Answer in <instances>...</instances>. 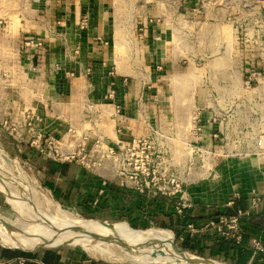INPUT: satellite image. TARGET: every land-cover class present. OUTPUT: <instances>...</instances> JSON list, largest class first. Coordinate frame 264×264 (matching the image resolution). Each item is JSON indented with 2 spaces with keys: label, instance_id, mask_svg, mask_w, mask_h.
Listing matches in <instances>:
<instances>
[{
  "label": "rangeland",
  "instance_id": "rangeland-1",
  "mask_svg": "<svg viewBox=\"0 0 264 264\" xmlns=\"http://www.w3.org/2000/svg\"><path fill=\"white\" fill-rule=\"evenodd\" d=\"M65 1L0 0V214L6 222L5 229L13 232L22 230L19 227L21 215L13 207L17 205L48 216L56 215L58 208L64 209L84 217L92 224H129L126 219L104 217L84 211L75 204L67 205L56 201L43 183L42 171L38 167L39 155L36 156L28 138L21 136V117L34 107V90L38 91V84L44 86L47 76L53 73L54 68L61 67L55 64L52 71L48 67L50 53H54V50L59 53L64 46L57 43L54 49L55 42H58L54 38L64 40L68 37V50H79L80 46L77 44L70 49L74 41L78 43L81 35H95L102 30V38L97 41L104 44L111 55L107 71H114V76L116 71L125 72L128 82L146 77L150 83L164 86V90L171 88V91L160 92L164 96L185 101L188 122L178 124L179 138L189 137L191 133L194 111L191 101L195 85L199 84L203 74H207L210 82H214L221 78L222 69L233 67L234 82H243L247 76L246 68L257 70L264 65V0H68L69 5L76 4L74 10L71 6L68 8V25L61 5ZM55 2L57 11L54 8ZM84 19L87 20L85 27L82 23ZM161 26L165 28L169 55L174 54L175 57L174 68L168 75L165 67L158 70L162 63H153L154 52L151 48H154V42H158L157 45L160 46V40L154 37H161ZM32 41H41L42 44L34 46ZM76 55L80 56V53ZM90 63L88 68L93 70V62ZM69 75L72 76L70 73ZM161 75L166 76L154 79ZM237 95L239 93L232 97L237 98ZM97 108L101 110L97 111L94 106L90 111L85 110L84 114H88L85 119L98 115L103 120L109 115L105 107ZM87 126L92 128L94 124ZM153 126L162 130L160 120L154 122ZM105 128L106 132L114 133L113 124L111 128L109 124ZM237 130L233 127L231 131L235 134ZM256 131L264 135V123ZM181 149L182 158H176L179 163L185 164L188 157L192 156L200 158L198 165L205 163L204 168L193 170L194 176L188 183L201 181L209 172V159H204V155L197 154V151L192 152V147L186 144ZM252 176L257 180L255 173ZM9 188L12 190L11 194ZM11 195L13 200H9ZM23 220L27 224L33 223L26 218ZM156 227L171 232L176 245L184 249L174 230L156 223L149 228ZM99 242L113 251L115 260L104 259L111 264H141L133 261V258L138 257L151 261L157 258L162 262L166 260L165 255H161V248L152 240L117 241L112 237L104 240L96 237L88 244ZM59 246L83 249L65 240L48 248ZM42 248L44 247L33 250ZM184 250L212 259L215 263L231 264L222 256L212 257L208 252L198 254Z\"/></svg>",
  "mask_w": 264,
  "mask_h": 264
},
{
  "label": "crops",
  "instance_id": "crops-1",
  "mask_svg": "<svg viewBox=\"0 0 264 264\" xmlns=\"http://www.w3.org/2000/svg\"><path fill=\"white\" fill-rule=\"evenodd\" d=\"M61 5H63L62 9L66 14L65 23L68 25V8L71 6L74 10L76 4L69 5L66 0ZM54 8L56 11L58 10L56 2ZM164 30L165 28L161 26V37H154L160 40V46L157 45L158 42H154L153 45L156 46L152 45L154 48L151 49L154 52L153 63L157 65L162 63L161 66L165 67L166 75H168L169 71L174 68L175 57L174 54L169 55L168 42L165 40L167 36ZM101 33L102 30L95 35H93L94 33H86L84 37L81 35L80 41L78 43L74 41L70 46L72 49L77 44L80 46L79 50H74V48L68 50V37H65L64 40L54 38L55 41H58L55 42L54 49H56L57 43H62L64 46L59 53L55 50L54 53H50L48 67L50 71L55 64H59L61 67L54 68L53 73L47 76L44 86L41 87L38 84V91L34 90V107L32 109L36 114L44 117V121L40 125L58 136L68 137L70 128L77 129L78 135L85 131L88 128L87 125L92 122V120L85 119L88 114H84V111L92 110L93 106L96 107V110H101L97 106H102L109 113V115H104L105 119L102 121L105 126L107 124L110 125V128L112 124L114 126V133L106 132L109 141L115 142L149 134L154 122L160 120L165 132L177 134L172 143L177 154L181 146L178 124L188 122V116H185V101L164 96V93L160 92L171 91V88L164 90V86L150 83L146 77L128 82L123 71H116V76L111 77L107 71L111 55L108 54L107 47L97 41L98 38H102ZM79 53L80 56H77L76 54ZM89 59L91 60L89 61ZM90 62H93V70L88 68ZM234 73L233 67L222 69L221 78L214 82H210L208 75L203 74L199 84H196L194 88L193 101H191L194 111L198 108L208 111L206 98L212 91L219 92L224 98L237 94L241 90L242 82H234ZM166 75L156 76L154 79L164 78ZM262 80L259 91L264 92V79L262 78ZM113 90L117 91L122 108L121 113L114 117L115 106L112 103L104 102L105 96ZM116 126H121L122 131H117ZM36 154L39 155L37 159L40 164L39 162L36 164H39L38 167L42 171L43 183L56 201L67 205L72 203L84 211L101 214L104 217L122 218L128 222L137 220L138 223H141L148 220L152 225L157 220L170 223L173 217L174 221L177 220L176 235L183 238L182 241L185 240V236L189 235L185 232L187 223L193 222L195 225L201 226L208 220L226 212V209L233 207L236 201L242 204L234 208L236 212L239 209H248L251 205L253 191H257L262 196V200L258 208L251 214V224L255 227L249 229L242 222L244 237L247 235L244 248L241 244L237 245L231 241L228 248L217 257L222 256L231 264H264V252L255 255L252 249L253 238H261L264 241V161H261L264 160L263 157L215 158L206 177L185 186L193 206L187 210L189 221L186 224H180L178 221L181 217L176 214L174 204L170 206L168 197L144 196L133 189L123 188L113 178L102 177L80 164L51 161L37 152ZM249 172L251 174L247 176L246 174ZM254 173L257 180L253 179ZM231 200L234 203L228 205ZM194 238L199 240V248L203 249V252H208L211 255L218 250L217 236L200 234ZM6 249L8 251H5ZM16 250H21L24 253H17ZM85 251L71 246L24 250L6 247L0 243V258L25 257L26 264H111L104 259L93 257Z\"/></svg>",
  "mask_w": 264,
  "mask_h": 264
},
{
  "label": "built area",
  "instance_id": "built-area-1",
  "mask_svg": "<svg viewBox=\"0 0 264 264\" xmlns=\"http://www.w3.org/2000/svg\"><path fill=\"white\" fill-rule=\"evenodd\" d=\"M82 23L85 27L87 20L84 19ZM32 43L34 46L42 44L41 41ZM245 73L246 80L242 82L237 98H224L217 92L210 94L206 98L208 111L204 108L196 109L192 114L189 137L181 138L180 148L186 144L192 147V152L197 151V154L204 155V159H209L208 170L214 159L219 157L264 158V135L256 131L264 123V92L259 91V85L264 79V65L257 70L246 68ZM109 74L111 77L115 75L114 71ZM104 100L115 106L113 117L121 113L117 91L113 90ZM21 118V136L28 138L29 145L38 154L57 162L80 164L102 177H111L119 186L133 189L144 196L168 197L174 203L176 214L181 218L187 217V210L193 206V202L185 186L194 176L193 170L204 168L205 163L198 165L200 158L193 156L188 157L185 164L179 163L176 158H182V149L177 154L173 149L172 143L177 136L175 132L167 133L153 126L149 134L111 142L108 140L106 126L98 115L95 118L92 115L89 117L91 124H94L92 128L88 127L78 135L77 129L70 128L68 137L45 130L40 125L44 117L36 114L33 109L24 112ZM233 127L238 129L235 134L231 131ZM116 128L117 131H122L121 126ZM261 200L259 192L253 191L248 209H239L232 215L221 214L201 226L189 222L185 232L191 237L211 234L241 243L244 238L242 219L249 218ZM233 203L231 200L228 205ZM252 249L255 255L264 252V241L253 238ZM26 262L25 257L0 258V264Z\"/></svg>",
  "mask_w": 264,
  "mask_h": 264
},
{
  "label": "bare ground",
  "instance_id": "bare-ground-1",
  "mask_svg": "<svg viewBox=\"0 0 264 264\" xmlns=\"http://www.w3.org/2000/svg\"><path fill=\"white\" fill-rule=\"evenodd\" d=\"M9 191L11 194L10 188ZM9 200H13L12 195ZM13 207L19 212L22 220L26 218L33 223L27 224L21 220L19 227L22 230L13 232L5 229L6 222L0 214V242L6 247L33 250L38 247H53L65 240L81 246L93 257L115 260L113 251L107 245L100 242L90 245L88 242L96 237L103 240L112 237L117 241L152 240L161 248V255L163 257L165 255V262L159 261L158 258L151 261L142 257L133 258V261L141 264H223L182 250L176 245L174 235L166 229H157V227L146 230L136 229L126 222L92 224L84 217L71 214L60 208H58L59 214L48 216L20 205Z\"/></svg>",
  "mask_w": 264,
  "mask_h": 264
},
{
  "label": "trees",
  "instance_id": "trees-1",
  "mask_svg": "<svg viewBox=\"0 0 264 264\" xmlns=\"http://www.w3.org/2000/svg\"><path fill=\"white\" fill-rule=\"evenodd\" d=\"M25 156L26 155L24 154V157ZM36 156H37V154H36ZM51 161H53V160H51ZM169 203H170V206H172L174 204L173 201H171V200L169 201ZM241 205H242L241 203L239 204L236 201L233 207H230V208L226 209V212H223L222 214H229V215L236 214L237 212H236V210H234V208L236 206H241ZM172 218H171V222L170 223H166V222L157 220L156 221V224H158L159 226L165 227V228H170V229L174 230L175 233H176L178 231L175 228L176 225H177V223H176L177 220L174 221ZM179 219H180V221H178V223H180V224H184V223L186 224V222L189 221L188 216L185 217V218H183V219H181V218H179ZM251 221H252L251 220V216L249 218H243L242 219V222L249 229H252V228L255 227V226H253V224H251ZM129 224L131 225V227L136 228V229H138V228L146 229V228H149L151 226V224L149 223L148 220H144L141 223H138L137 220L136 221L135 220H129ZM245 238H247V235L243 238V241L241 243H236L233 240H226V239H222V238H217V241H219V243H218V250L217 251H214L213 253H211V256L212 257H217V255H219L220 253H222L223 251H225V249L228 248V244L230 245V242L231 241L233 243H236L237 245L238 244L239 245L241 244V246L244 248V246H245ZM196 239L197 238L190 237V235L185 236V240L182 241V247L184 249H188L190 251L197 252L198 254H204L205 252H203V249L199 248V244H200L199 243V240H196ZM5 251H8V250L6 249ZM16 252L17 253H21V254L24 253L21 250H16Z\"/></svg>",
  "mask_w": 264,
  "mask_h": 264
},
{
  "label": "water",
  "instance_id": "water-1",
  "mask_svg": "<svg viewBox=\"0 0 264 264\" xmlns=\"http://www.w3.org/2000/svg\"><path fill=\"white\" fill-rule=\"evenodd\" d=\"M11 248V247H10ZM180 248V247H179ZM22 249V248H21ZM182 249V248H181ZM25 250V249H24ZM182 250H184V249H182ZM206 259H208V258H206ZM208 260H212V259H208Z\"/></svg>",
  "mask_w": 264,
  "mask_h": 264
}]
</instances>
